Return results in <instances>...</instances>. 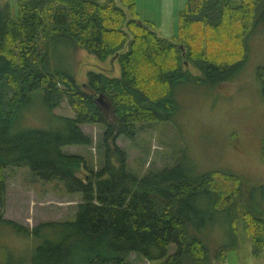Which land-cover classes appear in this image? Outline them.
I'll list each match as a JSON object with an SVG mask.
<instances>
[{
    "label": "trees",
    "instance_id": "16d2710c",
    "mask_svg": "<svg viewBox=\"0 0 264 264\" xmlns=\"http://www.w3.org/2000/svg\"><path fill=\"white\" fill-rule=\"evenodd\" d=\"M116 1L119 5L114 0H18L16 13L9 2L0 3V221L40 239L37 252L45 260L40 264H130V253L161 264H205L203 221L210 213L221 214L234 237L232 209L223 205L238 196L242 182L220 171L191 179L178 163L137 178L125 170L124 152L114 140L132 136L136 125L165 121L176 107L171 91L177 83L215 85L229 79L245 58L244 38L264 20V0H185L171 40L138 18L134 0ZM60 35L98 59L117 60L119 76L89 71L85 83L77 85L64 67H48L50 46ZM186 63L200 75L188 71ZM257 77L264 97V69H257ZM40 86L52 104L66 93L74 117L60 115L59 127L13 131L17 111ZM81 124L103 126V156L113 154L116 167L105 159L91 172L82 156L62 149L66 143L90 144ZM18 164H28L35 177H57L80 193L74 219H44L29 229L3 217L4 168ZM80 168L89 177L77 176ZM257 189L264 186L248 188L250 198ZM250 198L243 230L259 256L264 210L250 205ZM194 199L205 208L192 207ZM171 244L174 250L167 254Z\"/></svg>",
    "mask_w": 264,
    "mask_h": 264
},
{
    "label": "rangeland",
    "instance_id": "374dc122",
    "mask_svg": "<svg viewBox=\"0 0 264 264\" xmlns=\"http://www.w3.org/2000/svg\"><path fill=\"white\" fill-rule=\"evenodd\" d=\"M5 1L16 13L18 0H0V3ZM114 2L119 5L116 0ZM134 3L140 20L154 24L158 36L172 39L176 33V14L184 7L185 0H134ZM263 4H260V10ZM255 26L243 40L245 58L229 79L215 85L190 81L177 83L171 91L176 107L165 121L136 125L132 136L121 135L114 140V145L124 152L125 170L137 178L178 163L187 169L191 179L206 172L220 171L233 174L242 182L238 196L235 194L231 201L227 200L223 205L232 209L236 235L232 237L228 234L221 214L210 213L203 221L201 232L208 249L205 264H264V248L259 256L253 255L252 243L243 230L242 218L249 209L248 188L264 186V97L257 77V69H264V20ZM61 36L50 46L46 58L48 67H64L77 85L85 83L89 71L101 72L109 77L119 76L117 60L109 57L98 59L81 46H72L68 40H62ZM41 42L39 37L38 45ZM29 61L37 64L31 58ZM185 67L192 74L200 75L191 64L186 63ZM98 105L105 108V100L102 98ZM17 112L11 125L13 131L28 125L59 127L60 115L74 117L66 93L57 104H52L46 99L42 86L30 92ZM80 128L91 137L90 144L66 143L62 149L82 156L86 170L91 172L102 168L105 159L116 167L113 154L106 158L103 156V126L81 124ZM86 170L78 169L77 176L89 177ZM4 172L3 217L19 221L29 229L44 219H74L76 204L81 201L80 193H74L63 180L35 177L28 164L6 166ZM254 192L248 202L255 209L264 210V190ZM190 205L205 208L203 201L195 199ZM39 241L33 235H24L8 222L0 221V264L45 262L44 256L37 252ZM223 245L228 246L225 251H216ZM173 250L174 246L169 245L167 254ZM218 256L223 260L219 261ZM128 259L130 264H161L163 261L145 260L135 253H130Z\"/></svg>",
    "mask_w": 264,
    "mask_h": 264
},
{
    "label": "water",
    "instance_id": "95a60500",
    "mask_svg": "<svg viewBox=\"0 0 264 264\" xmlns=\"http://www.w3.org/2000/svg\"><path fill=\"white\" fill-rule=\"evenodd\" d=\"M138 22H140V20H138ZM97 100H100V96L97 97Z\"/></svg>",
    "mask_w": 264,
    "mask_h": 264
},
{
    "label": "crops",
    "instance_id": "0c3cea01",
    "mask_svg": "<svg viewBox=\"0 0 264 264\" xmlns=\"http://www.w3.org/2000/svg\"><path fill=\"white\" fill-rule=\"evenodd\" d=\"M136 7V6H135ZM163 19V18H162ZM146 22H149V21H147V20H145ZM151 23V22H150ZM154 25V24H153Z\"/></svg>",
    "mask_w": 264,
    "mask_h": 264
}]
</instances>
